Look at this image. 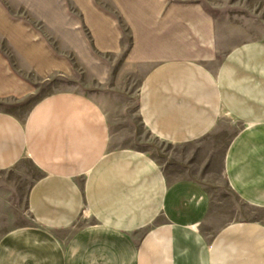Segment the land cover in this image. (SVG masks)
Instances as JSON below:
<instances>
[{
    "label": "crops",
    "instance_id": "0c3cea01",
    "mask_svg": "<svg viewBox=\"0 0 264 264\" xmlns=\"http://www.w3.org/2000/svg\"><path fill=\"white\" fill-rule=\"evenodd\" d=\"M34 3L54 16L70 5L82 12L89 39L77 28L66 36L89 78L107 76L104 54L121 51L129 37L134 53L157 63L137 102L146 129L191 148L160 163L118 146L108 110L81 89L47 93L24 117L0 108V264H264L260 19L202 0ZM6 21L0 17V30L19 55L0 50V101L37 94V81L74 72L73 60ZM233 123L222 166L250 211L225 223L212 216L202 166L217 150L207 139L222 138Z\"/></svg>",
    "mask_w": 264,
    "mask_h": 264
},
{
    "label": "rangeland",
    "instance_id": "374dc122",
    "mask_svg": "<svg viewBox=\"0 0 264 264\" xmlns=\"http://www.w3.org/2000/svg\"><path fill=\"white\" fill-rule=\"evenodd\" d=\"M102 1V0H98ZM187 2L195 0H186ZM205 5L222 6L231 13L237 12V17L258 18L264 28V0H202ZM35 0H0V17H5L6 22L12 24H24L26 32L33 38L42 39L61 58L73 60L75 70L72 74L56 72L52 76L37 81V94L30 95L24 99H10L0 101V108H5L20 117H24L33 103L40 97L55 90L76 88L85 90L102 102L108 110L115 126L118 146L136 148L152 155L160 163L171 159L173 152L187 150L191 147H178L164 143L154 137L146 129L138 111V100L141 86L145 75L157 64L148 61L147 58L133 52L129 44L131 40H124L126 46L121 51L108 52L104 54L108 64L107 76L105 78H89V73L83 69L84 64L79 60L80 56L75 53L67 43V32L69 29H81L86 38L89 39V31L84 24L82 12L75 6H68L69 0H62L68 6L64 14L54 16L49 9L35 7ZM213 2V3H212ZM105 10L121 22L112 4H106ZM56 15V14H55ZM233 18H235L233 16ZM3 23V22H1ZM22 26L21 28H23ZM0 29L1 25H0ZM17 34L18 31H15ZM15 34V35H16ZM11 36L4 35L0 30V50L8 56L16 58L19 55L18 48L11 43ZM90 43L91 40H89ZM93 49V48H91ZM212 69H216L218 63H208ZM237 129L234 123L224 127L222 138L207 139V148L217 149L212 154V159L203 162L202 171L206 176L203 179L209 189L212 198V216L222 222L242 216V211H250L246 208L238 196L231 189L225 172L223 170L222 152L231 140V135ZM214 151V150H213ZM207 157L210 158V151ZM170 163V162H169ZM168 163V164H169ZM201 163L198 161V164ZM86 213H84L85 215ZM6 226H0L4 230Z\"/></svg>",
    "mask_w": 264,
    "mask_h": 264
}]
</instances>
